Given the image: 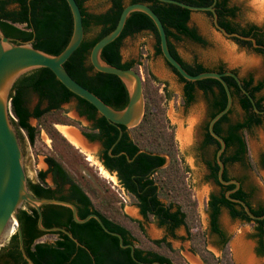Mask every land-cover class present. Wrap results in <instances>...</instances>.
<instances>
[{"label": "trees", "instance_id": "1", "mask_svg": "<svg viewBox=\"0 0 264 264\" xmlns=\"http://www.w3.org/2000/svg\"><path fill=\"white\" fill-rule=\"evenodd\" d=\"M85 1L75 0L81 14L82 40L62 63V66L72 79L114 109H120L126 104V89L114 74L94 70L89 64L88 53L94 42L113 28L120 10L127 3H145L156 14L163 26L169 52L188 73L223 72L225 70L235 73L234 69H227L221 63L217 68L211 69L196 60L186 62L177 54L170 39L180 41L185 38L198 44L204 43L195 28L188 25L191 11L186 8L159 0H107L109 5L104 11L91 13L84 8ZM178 1L191 5H211L217 23L226 32H236L242 36L251 37L257 46L252 48L249 40L235 37H231V39L239 46L261 54L264 59L262 31H259V27L255 24L241 25L236 22L234 18L237 9L232 5L227 6V0L216 1L214 4H212V0ZM204 12L211 17L209 11ZM91 26L96 27L97 30L93 36L86 37L85 33ZM71 27V15L65 0H0L1 32L5 36L19 41H29L34 48L44 52L50 54L60 52L69 39ZM143 30L150 32L154 38L153 54L161 56L153 22L143 12L132 11L126 17L118 36L102 47L100 58L109 65L133 68L136 71L134 60H122L119 47L124 37ZM164 63L181 83L184 105L193 100L196 89L200 90L209 102L210 113L204 122V133L200 146L205 148L207 144L215 145L212 159L208 162L210 169L208 177H212L222 187V191L219 193H209L206 200L210 232L217 237L218 243L224 249L228 238L219 227L218 216L221 209H225L231 218L253 223L255 251L257 254H263L264 217L249 218L239 204L224 197V190L232 188L233 184L221 185L216 179L217 165L214 162V153L218 148V142L208 133L207 120L225 105L226 96L221 84L214 78L194 81L183 79L174 68L165 61ZM222 78L229 89L232 104L213 123L212 130L224 141V148L219 155L222 163L242 162L246 153L242 131L262 124L264 112L257 113L252 109L250 101L239 90L231 76L224 75ZM240 83L252 97L255 107L258 110H264V95L259 94L264 87V78L252 84V77L248 75L240 78ZM163 86H165L164 83ZM28 93H34L38 99L32 111H28L25 105V96ZM142 93L144 107L140 121L129 128L120 125L121 133L118 136L115 124L99 115L87 101L67 90L48 68L37 67L20 74L13 82L9 93V111L13 116V124L23 130L28 143L31 144L36 134V128L28 123V118L32 116L38 120L52 109H57L61 102L74 98L78 114L91 121L90 129L83 130L82 134L90 141L100 142L101 149L97 158L106 170L116 172L118 183L133 196L140 216L144 219L151 217L171 236L179 226H184L189 232V212L185 209L188 206L189 193L185 188L182 176L186 169L180 166V160L176 157L172 131L166 123L163 108L160 106V101L165 96L164 94L162 97L151 93L144 85H142ZM43 100L47 104L40 108L39 104ZM234 101L237 102L243 115L241 119L231 121L228 114ZM51 130V133H57L55 130ZM139 149L144 151L137 152ZM159 153L168 156V161L164 166H161L164 163V157L158 155ZM126 156L130 160H127ZM43 160L47 164V168L37 170L35 180L26 181L30 192L36 197H54L72 202L79 218L91 212L95 213L106 228L121 236L123 243H130L133 246V256L142 263L132 260L129 249L121 248L117 238L104 232L94 218L76 223L72 220L68 207L56 204L40 206L41 224L44 227L59 226L64 228L77 241L76 244L73 239L61 231L39 230L36 226L34 208L24 204L18 209L17 217L24 252L33 264H178L151 245H136L139 239L134 235L132 228L109 218L98 209L80 184L59 161L52 156H44ZM261 162L264 164V154L261 157ZM47 172L52 174V185L45 182ZM221 177L224 180L230 179L227 177L225 169L222 170ZM229 196L243 200L250 212L256 216L264 213L263 206H251L248 200L249 193L241 186L230 192ZM161 199H164L165 202ZM137 228L138 231H141L140 225H137ZM45 233H53L55 235L53 241H39L38 238ZM189 237H191L190 234ZM150 242L156 247L167 244L164 238L152 239ZM7 244L11 248L7 251L11 261L27 264L18 249L15 232L10 235ZM2 248L1 245L0 249ZM205 254L210 255L208 251H199L201 259L208 263Z\"/></svg>", "mask_w": 264, "mask_h": 264}, {"label": "rangeland", "instance_id": "2", "mask_svg": "<svg viewBox=\"0 0 264 264\" xmlns=\"http://www.w3.org/2000/svg\"><path fill=\"white\" fill-rule=\"evenodd\" d=\"M228 3L237 9L234 18L236 22L241 25L256 24L262 29L264 37V0H228ZM108 5L107 0H86L83 3L84 8L91 13L102 12ZM188 25L195 28L204 43L198 44L185 38L180 41L170 39L182 60L186 62L196 60L206 67L221 63L227 69H234L239 76L251 74L254 79L264 77V60L252 50L239 46L231 37L223 36L212 25L211 17L204 11H191ZM95 29L90 27L85 36H92ZM153 44L152 34L143 30L124 37L119 51L122 60L135 61L134 68L141 76L142 85L148 91L165 96L161 99L160 106L163 108L166 123L172 131L176 157L180 160V166L186 169L182 176L189 193L188 206L185 208L189 212V232L184 226H179L171 236L151 217L142 218L133 196L121 189L113 173L103 169L97 158L99 151L97 141L86 143L90 149L82 151L61 134V127H68L76 133L90 129V122L76 112L74 98L62 103L57 109L44 114L36 121L29 117L28 123L36 128L31 144L28 143L23 130L14 125L22 152L25 177L35 180V171L45 169L44 156L54 157L80 184L98 209L109 218L132 228L134 235L139 239L136 245H151L178 264L264 263V253L255 252L252 222L230 218L227 211L221 209L218 224L228 238L224 249L218 243L217 237L210 232L206 200L208 193L217 192V189L204 179L205 168L198 156L200 153L203 158L207 157L210 148L207 147L203 151L196 149L200 139V126L206 119L207 98L196 89L193 100L184 105L181 83L165 65L162 57L153 54ZM259 93L264 95V87ZM35 102L34 95L26 94L25 105L28 109ZM41 107L43 104L40 105ZM228 116L231 121L242 118V111L236 101L233 102ZM10 117L12 120L11 113ZM51 129L57 133H51ZM242 136L246 147L244 159L242 162L228 165L227 172L240 180L242 188L249 193L248 200L251 206L264 207V164L261 162L264 154V122L243 130ZM45 182L52 185L49 174L45 175ZM161 200L165 202L164 199ZM137 225L141 226V231H138ZM54 238L53 233H45L38 240L51 242ZM160 238H164L167 244L156 247L150 242L152 239ZM238 249H242L251 260L249 262L239 260L235 255ZM200 250L209 252L210 255L205 254L208 263L201 259Z\"/></svg>", "mask_w": 264, "mask_h": 264}, {"label": "water", "instance_id": "3", "mask_svg": "<svg viewBox=\"0 0 264 264\" xmlns=\"http://www.w3.org/2000/svg\"><path fill=\"white\" fill-rule=\"evenodd\" d=\"M162 2H168L180 7L186 8L190 11L200 10L209 11L211 13L212 25L225 37H235L238 39L249 40L252 47L257 46L254 40L248 36H242L236 32H226L216 21L214 9L211 5H191L178 0H159ZM71 15L72 27L68 41L63 49L57 54H50L40 49L34 48L29 41H19L5 36L0 30V246L6 242L12 233L15 232L17 237L18 249L25 259L27 264H33L30 258L25 254L22 245V236L17 217V211L22 205L26 204L34 208L36 212V226L41 231H61L69 238L73 239L77 244V241L72 235L62 227L50 226L44 227L41 224V210L40 206L43 204H56L68 207L70 210L71 218L76 223H81L89 218H94L100 228L117 238L118 245L121 248L127 247L129 249V255L132 260L138 263L133 256V246L130 243H123L121 236L112 230H109L104 226L101 219L93 212L86 214L84 217L79 218L77 216L75 205L66 200L54 198V197H36L27 187L26 177L22 162V152L16 134L14 124L12 123L9 111V93L15 79L22 73L37 67L48 68L54 77L71 93L84 99L91 104L96 112L103 116L107 121L117 126L118 136L121 133L120 125L126 128L135 126L141 119L144 107L143 93H142V79L137 71L133 68H119L113 65H109L100 58V51L104 45L111 42L116 38L124 24V21L128 14L132 11H140L146 14L153 22L157 36L158 45L162 59L181 76L183 79L194 81L203 78H214L222 86L226 102L224 107L216 112L207 121L208 133L218 142V148L215 151L214 158L217 164L216 176L217 181L220 184L232 183L234 186L224 192V197L230 201H234L239 204L245 214L251 219H260L264 217V213L256 216L252 214L247 204L239 199L229 196V193L235 190L239 183L236 179L224 180L221 177L223 164L219 158L221 151L224 148L223 139L212 130L213 123L224 114L232 104V98L229 89L222 78L224 75L231 76L236 82L239 90L250 101L252 109L257 113H262L264 110H258L255 107L254 101L250 94L242 87L239 77L231 70H225L223 72L216 71H202L196 74L188 73L181 64L171 55L167 46V39L163 26L156 16V14L148 7L147 4L142 2H133L124 4L119 12L113 28L101 36L91 46L88 53V61L92 68L96 71L114 74L123 83L127 92V102L120 109H114L105 104L100 98L93 94L88 89L81 86L74 79H72L66 70L63 68L62 63L69 57L74 49L79 45L83 37V29L81 23V14L78 5L75 0H65ZM214 2V0H213ZM77 135L85 142L90 143L82 133L77 132ZM98 143V142H97ZM139 151H144L139 149ZM158 155L164 157V166L168 161V156L163 153ZM127 160H130L126 156ZM13 224L12 230L9 232V225ZM151 264V263H146Z\"/></svg>", "mask_w": 264, "mask_h": 264}, {"label": "flooded vegetation", "instance_id": "4", "mask_svg": "<svg viewBox=\"0 0 264 264\" xmlns=\"http://www.w3.org/2000/svg\"><path fill=\"white\" fill-rule=\"evenodd\" d=\"M216 1H220V0H214V2H213V0H212V4H214ZM227 6H230V4L228 3V0H227ZM216 16V15H215ZM249 24H253V23H249ZM244 25V24H243ZM256 25V24H255ZM257 26V25H256ZM92 28H94V26H91ZM259 27V26H258ZM96 28V27H95ZM96 30H97V28L95 29V32H96ZM259 31H262V29L259 27ZM95 32L93 33V35L95 34ZM92 35V36H93ZM131 36V35H130ZM262 38H263V41H264V37H263V32H262ZM122 41V40H121ZM254 43H255V41H254ZM121 44V43H120ZM251 44V43H250ZM258 46H261V44H258ZM244 47V46H243ZM251 47H252V45H251ZM244 48H246V47H244ZM253 48V47H252ZM262 48V47H261ZM249 49V48H248ZM264 50V49H263ZM256 55H258V56H260L261 57V59H263V57H262V55L261 54H259V53H256V52H254ZM264 60V59H263ZM218 64H220V63H218ZM218 64L217 65H214V66H212V67H208V68H211V69H214V68H217V66H218ZM229 69V68H228ZM232 69V68H231ZM235 74L239 77V80H240V78H244V77H247L248 75H250L251 77H252V84H254L256 81H258V80H260V79H254V77L251 75V74H247V75H245V76H239L238 74H237V72L235 71ZM264 78V77H263ZM262 79V78H261ZM200 91V90H199ZM201 92V91H200ZM202 93V92H201ZM30 94H32V95H34V97H35V99H36V102L34 103V105L30 108V109H28V111H32L33 110V108H34V106H35V104L37 103V101H38V99H37V96L34 94V93H30ZM203 94V93H202ZM260 94V93H259ZM204 95V94H203ZM260 95H262V94H260ZM75 100V99H74ZM66 102H68V101H66ZM66 102H61L60 104H59V106L62 104V103H66ZM41 104H43V106H45L47 103H46V101L45 100H43L40 104H39V107H40V105ZM58 106V107H59ZM27 107V106H26ZM74 108H75V110H76V112H77V109H76V101H75V105H74ZM52 110H54V109H52ZM242 111V110H241ZM78 113V112H77ZM210 113V110H209V102H208V100H206V112H205V117L207 118V116H208V114ZM242 115H243V112H242ZM83 116V115H82ZM84 118H85V116H83ZM31 118L32 119H34L35 121L37 120V118H35V117H32L31 116ZM29 119V118H28ZM86 119V118H85ZM87 120V119H86ZM206 120V119H205ZM209 120V119H208ZM207 120V121H208ZM87 121H89L90 122V124H91V121L90 120H87ZM235 121V120H234ZM205 122V121H204ZM204 122L202 123V125L200 126V139H199V141L197 142V144H196V149H197V151H203L204 149H206L207 147H209L210 148V151L209 152H207L208 153V156L207 157H204L203 158V156H201V154L199 153V157H200V161H201V163L203 164V166H204V168H205V175H204V179L206 178V181H209L212 185H214L215 187H216V189H217V192H213V191H211L212 193H214V194H216V193H219V192H221L222 191V187L221 186H219L215 181H214V179L212 178V177H208V175H209V173H210V169H209V165H208V162H209V160H211L212 159V153H213V150H214V144H207L206 145V147L204 148V147H201L200 146V144H201V141H202V139H203V133H204ZM66 128H68V127H66ZM70 129V128H69ZM70 130H73V129H70ZM74 131V130H73ZM83 132V130H81V133ZM61 134L64 136V134L61 132ZM77 134V133H76ZM65 137V136H64ZM67 138V137H66ZM84 142V141H83ZM98 142V144H99V150L101 149V144H100V142L99 141H97ZM85 143V142H84ZM86 144V143H85ZM87 145V144H86ZM88 149H90L89 148V146H88ZM222 152V151H221ZM98 153H99V151H98ZM215 154V153H214ZM44 159V158H43ZM99 160V159H98ZM44 161V160H43ZM100 162V161H99ZM214 162L216 163V161H215V158H214ZM222 162V161H221ZM45 163V162H44ZM101 163V162H100ZM234 163H238V162H225V163H222L223 164V168H222V170L223 169H225L226 170V175H227V177H229L230 179L231 178H233V179H236L237 181H238V183H239V186H241L242 187V184H241V182H240V180L237 178V177H235V176H232V175H229L228 174V172H227V166L228 165H232V164H234ZM102 165V164H101ZM217 165V164H216ZM103 167V166H102ZM47 168V164H45V169ZM103 169H105L104 167H103ZM106 170V169H105ZM37 171V170H36ZM36 171H35V174H36ZM108 173H113L114 174V176L116 177V179H117V176H116V172L115 171H111V172H109L108 170H106ZM222 173V172H221ZM47 174H49V176H50V179H51V182H52V179H53V177H52V174L50 173V172H47ZM27 179V181H32L31 179H29L28 177H26ZM34 178H35V175H34ZM216 179H217V176H216ZM118 181V180H117ZM53 183V182H52ZM219 183V182H218ZM119 184V183H118ZM230 184V183H229ZM232 184V183H231ZM120 185V184H119ZM221 185H224V184H221ZM225 185H227V184H225ZM234 186V185H233ZM120 187H121V189L124 191V192H126L124 189H123V187L120 185ZM233 188V187H232ZM229 189H231V188H229ZM226 190H228V189H225L224 190V192L226 191ZM211 192H209V193H211ZM232 192V191H231ZM127 194H129L128 192H126ZM208 193V194H209ZM131 195V194H130ZM132 196V195H131ZM208 198V197H207ZM230 217V216H229ZM231 218V217H230ZM236 219V218H235ZM239 220V219H238ZM8 240V239H7ZM7 240H6V242L4 243V244H2V246H3V248L2 249H0V264H23L22 262H14V261H11V258L9 257L10 255H8L7 254V251L9 250V249H11L9 246H8V244H7ZM255 245H256V241H255ZM256 252V251H255Z\"/></svg>", "mask_w": 264, "mask_h": 264}, {"label": "bare ground", "instance_id": "5", "mask_svg": "<svg viewBox=\"0 0 264 264\" xmlns=\"http://www.w3.org/2000/svg\"><path fill=\"white\" fill-rule=\"evenodd\" d=\"M61 131L62 133L64 134L65 137L68 138V140L76 147L78 148L79 150H82V151H88V145H86L83 140L76 134L75 131L73 130H70L69 128H66V127H61ZM184 132V131H183ZM182 132V133H183ZM183 135V134H181ZM180 136V135H179ZM180 138V137H179ZM186 141V140H185ZM13 228V224L9 225V232L12 230ZM245 248V247H244ZM241 251V252H240ZM237 258L240 260H243L245 262H249L251 260V258L249 256H247V254L243 251L242 252V249H238L236 250V254Z\"/></svg>", "mask_w": 264, "mask_h": 264}, {"label": "crops", "instance_id": "6", "mask_svg": "<svg viewBox=\"0 0 264 264\" xmlns=\"http://www.w3.org/2000/svg\"><path fill=\"white\" fill-rule=\"evenodd\" d=\"M150 57L152 58V54H150ZM162 60V59H161Z\"/></svg>", "mask_w": 264, "mask_h": 264}]
</instances>
